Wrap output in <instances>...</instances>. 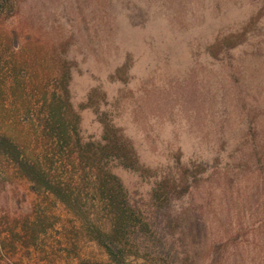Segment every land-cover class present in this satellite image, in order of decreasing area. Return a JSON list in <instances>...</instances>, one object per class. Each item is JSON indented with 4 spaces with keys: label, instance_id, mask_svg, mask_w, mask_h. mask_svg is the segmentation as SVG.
Wrapping results in <instances>:
<instances>
[{
    "label": "rangeland",
    "instance_id": "1",
    "mask_svg": "<svg viewBox=\"0 0 264 264\" xmlns=\"http://www.w3.org/2000/svg\"><path fill=\"white\" fill-rule=\"evenodd\" d=\"M0 264H264V0H0Z\"/></svg>",
    "mask_w": 264,
    "mask_h": 264
},
{
    "label": "trees",
    "instance_id": "2",
    "mask_svg": "<svg viewBox=\"0 0 264 264\" xmlns=\"http://www.w3.org/2000/svg\"><path fill=\"white\" fill-rule=\"evenodd\" d=\"M121 147L120 145H116V146H113L112 147V150L110 152L111 156H114L117 160L119 161H122V159H129V157L127 156V154L124 152L122 153L121 152ZM34 179H36V181H39L38 177L36 176H32ZM40 181H41V178H40ZM42 183H46L45 185H48L47 182H45L43 179H42ZM49 187V185H48ZM51 187V186H50ZM140 228H144L145 230H149L151 229V225L147 222V223H142ZM109 249L110 252H114L109 246L107 247Z\"/></svg>",
    "mask_w": 264,
    "mask_h": 264
}]
</instances>
